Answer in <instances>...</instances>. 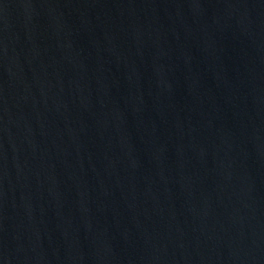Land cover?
I'll list each match as a JSON object with an SVG mask.
<instances>
[{"label":"water","instance_id":"obj_1","mask_svg":"<svg viewBox=\"0 0 264 264\" xmlns=\"http://www.w3.org/2000/svg\"><path fill=\"white\" fill-rule=\"evenodd\" d=\"M0 264H264V0H0Z\"/></svg>","mask_w":264,"mask_h":264}]
</instances>
